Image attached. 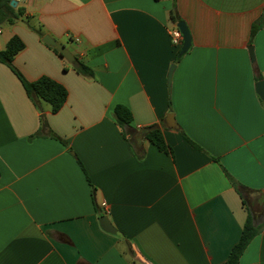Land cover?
I'll list each match as a JSON object with an SVG mask.
<instances>
[{
  "label": "crops",
  "instance_id": "obj_1",
  "mask_svg": "<svg viewBox=\"0 0 264 264\" xmlns=\"http://www.w3.org/2000/svg\"><path fill=\"white\" fill-rule=\"evenodd\" d=\"M19 7L23 17L0 26V51L18 37L13 67L29 82L56 81L68 97L52 113L0 63V264H227L248 215L264 224V27L252 36L264 0ZM172 10L192 37L181 58ZM117 106L130 111L129 126L117 123ZM104 216L116 234L103 230ZM239 264H264V229Z\"/></svg>",
  "mask_w": 264,
  "mask_h": 264
},
{
  "label": "trees",
  "instance_id": "obj_2",
  "mask_svg": "<svg viewBox=\"0 0 264 264\" xmlns=\"http://www.w3.org/2000/svg\"><path fill=\"white\" fill-rule=\"evenodd\" d=\"M10 2L11 0H0V26L5 23L12 25L19 21L24 15L22 8L19 7L14 9L10 6ZM170 17L174 22H182L176 10L171 11ZM263 27L264 21H257L252 27V36H254ZM23 48L24 44L22 41L16 36L13 37L8 42L6 49L0 51V63H3L11 68V70L21 81L25 92L32 100H44L51 105L52 113L59 112L65 105L68 97V92L64 86L47 77H43L36 82H29L13 67L12 62L14 57L20 51H22ZM52 49L58 56L63 58L55 48ZM74 69L78 74H81L85 77H93L92 69L80 63L78 60H75L74 62ZM115 118L117 123L122 127L129 126L132 120L130 111L123 106L116 107ZM149 137L151 141L159 148V150H168V146L166 145L164 137L160 131L151 132ZM262 229H264V224L261 226H256L253 216L249 214L241 239L239 243L232 249L227 264H239L243 252L249 246L251 241L259 235Z\"/></svg>",
  "mask_w": 264,
  "mask_h": 264
},
{
  "label": "water",
  "instance_id": "obj_3",
  "mask_svg": "<svg viewBox=\"0 0 264 264\" xmlns=\"http://www.w3.org/2000/svg\"><path fill=\"white\" fill-rule=\"evenodd\" d=\"M19 1L20 0H11L10 6L12 8L16 9L18 7ZM177 27L183 36V46H182L181 51L178 55V58H181L183 55H185L189 51L191 44H192V37H191V33L189 31V28L185 22H180L177 25ZM43 42H45L49 46L55 48L67 62L73 63L75 61V57L65 46L58 44L55 40H53L49 36L44 37ZM248 49H249L251 60H252V62H254L255 61L254 49L252 46H249ZM174 70H175V65H173L171 67L170 72H169V76H168L169 88H171ZM256 91H257L259 97L261 98V100L264 101V81H260L256 84ZM173 122H174L173 115H170L168 118V126L170 128H176L177 127L175 125V122H174V124H173ZM100 225L103 228V230H105L106 232H108L110 234H116L117 233V231L115 230V228L111 224L110 220L106 216H104L100 219Z\"/></svg>",
  "mask_w": 264,
  "mask_h": 264
},
{
  "label": "built area",
  "instance_id": "obj_4",
  "mask_svg": "<svg viewBox=\"0 0 264 264\" xmlns=\"http://www.w3.org/2000/svg\"><path fill=\"white\" fill-rule=\"evenodd\" d=\"M172 43L175 47H181L183 45V36L179 29L172 32Z\"/></svg>",
  "mask_w": 264,
  "mask_h": 264
},
{
  "label": "rangeland",
  "instance_id": "obj_5",
  "mask_svg": "<svg viewBox=\"0 0 264 264\" xmlns=\"http://www.w3.org/2000/svg\"><path fill=\"white\" fill-rule=\"evenodd\" d=\"M2 38H3V37L0 35V40H2ZM66 63L69 64L68 62H66Z\"/></svg>",
  "mask_w": 264,
  "mask_h": 264
}]
</instances>
